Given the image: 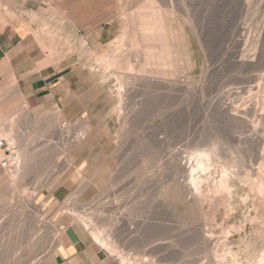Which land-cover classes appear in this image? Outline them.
Here are the masks:
<instances>
[{"label": "rangeland", "instance_id": "obj_1", "mask_svg": "<svg viewBox=\"0 0 264 264\" xmlns=\"http://www.w3.org/2000/svg\"><path fill=\"white\" fill-rule=\"evenodd\" d=\"M150 1L38 3L35 34L45 41L42 47L37 43L35 51L38 58L46 53L50 64L64 59L59 76L68 78L66 102H72V106L66 108L69 111L63 117L60 113L58 128L63 131L49 127L45 121L59 110L49 102L40 106L22 96L14 99L13 95L12 107L3 105L0 111V133L9 145L7 158L11 163L9 168L0 166V264H111L108 251L97 247L89 233L81 229V222L87 219L103 238L109 237V242L116 246L115 253L122 255L125 264L128 261L131 264H220L222 258L226 264L256 263L254 256L264 239V201L258 198L252 184L260 179L258 172L264 174V0H171L175 9L167 18L179 75L187 73L189 82L200 85L201 71L207 66L213 68L212 78L206 80L209 84L203 89L205 93L208 91L203 94L204 104L210 98H219L223 106L241 104L243 108L248 98L257 96L253 98L259 104L254 103L252 111L243 115L244 121L222 117L214 106L208 111L206 105L196 103L192 94H186L188 99L186 95L165 99L138 91L128 101L132 119L116 122L117 115L112 110L116 103L114 81L104 72L98 57L107 52L109 43L120 37L127 15L149 3L162 10V5H167L164 0ZM127 48L123 46L121 54L127 55ZM251 76H255L252 77L256 78L255 82ZM251 80L254 84L259 82L254 85ZM120 132L125 138L129 135L130 139L123 140L132 148L126 142L125 150L116 147ZM79 133L86 134L83 144L74 142ZM203 140L223 142L216 141L220 156L214 155L217 164L214 162L212 178L217 180L223 168L234 169L243 176L248 167H253L254 176L249 178L253 182L248 179L239 182L237 176L232 177L228 181L229 191L222 193L202 187V191H209L211 199L201 203L203 207L186 190H183L185 201L172 202L173 188L181 190L188 183V172L181 171L179 166L204 144L206 147L208 143ZM160 141L173 145L176 151L165 150ZM231 154L239 155L235 158ZM0 155H3L1 151ZM23 156L24 171L20 174L17 160H23ZM236 163H241L243 169ZM217 166L222 167L217 169ZM66 228L74 246L64 239L61 249L66 254L48 259L50 247L57 250L51 241L57 234H66ZM207 236L213 240L206 243Z\"/></svg>", "mask_w": 264, "mask_h": 264}, {"label": "bare ground", "instance_id": "obj_2", "mask_svg": "<svg viewBox=\"0 0 264 264\" xmlns=\"http://www.w3.org/2000/svg\"><path fill=\"white\" fill-rule=\"evenodd\" d=\"M49 2V0H47ZM150 1V0H149ZM155 1V0H154ZM167 2V5H162L164 7V10H162V8L160 7H155V6H151L149 4L151 3H147L148 5H145L147 7H144L142 9H139V10H136L135 12L127 15V17H125V20L127 21L126 23V27L125 29L123 30L122 34L120 35V37L114 41V43H109L108 44V49H107V52L103 51L101 57H98L100 58V61L102 62V67L104 69V72L107 73L108 75H110L112 77V80L114 81V95H115V98H116V103L113 107V112L116 113V117L118 119V121L116 122H120V123H125L126 121L132 119L133 117V113H132V110L130 108V106H128V101L130 99V97L134 96V94L138 91H142L148 95H157L161 98H176V97H184L186 94H192L191 96L194 95V98L196 99V103L198 102L199 105L203 103V99H204V95L207 94L208 91H206V93L203 91V89H205L206 84L208 85L209 84V81L206 82V80H210L212 77V70L210 69H207V66L205 68V70H202L201 71V82H200V85L199 83L198 84H193L191 82H189L187 80L188 78V75L187 73L184 75H179V72L178 70L176 69L175 67V62H174V58L176 57V50L174 48V46L172 45L171 41L169 40L170 36L168 31H167V18L169 16V14L175 9L173 4H172V1L171 0H164ZM144 2V0H143ZM147 2V0H146ZM152 2V0L150 1ZM203 3V2H202ZM54 4V3H53ZM143 4V3H142ZM206 4V3H205ZM144 5V4H143ZM153 5V4H152ZM142 6V5H141ZM125 7V6H124ZM122 8V7H121ZM123 10V9H121ZM185 14V13H184ZM122 15V14H121ZM198 16V15H197ZM193 17V16H192ZM172 18H173V15H172ZM183 18V17H182ZM185 18V16H184ZM183 18V19H184ZM188 18V17H187ZM186 18V21H188ZM123 19V18H122ZM174 19V18H173ZM172 19V20H173ZM177 19V18H176ZM185 20V19H184ZM185 21V22H186ZM190 21V20H189ZM193 21V20H191ZM184 22V21H183ZM123 23V22H122ZM175 24V23H174ZM191 24V23H190ZM200 24V23H199ZM195 26V25H194ZM191 28L193 26H190ZM192 30V29H191ZM176 31V30H175ZM178 33V31H177ZM179 35V34H178ZM176 35V36H178ZM239 35V34H238ZM196 36V35H195ZM240 36V35H239ZM37 37V36H36ZM39 37V36H38ZM198 38V37H197ZM37 39V38H36ZM42 38H39L38 39V43L40 44V46L42 47V42L41 40ZM198 40V39H197ZM200 40V39H199ZM239 40V38H238ZM180 42V40H178ZM123 46H126L129 48V52L127 55H123L121 54L120 52V49L123 47ZM199 47V46H198ZM127 48V49H128ZM200 49V48H199ZM45 50V49H44ZM204 50V49H203ZM126 51V50H125ZM101 53V51H100ZM98 55V54H97ZM230 55V54H229ZM212 58V57H211ZM222 58V57H221ZM225 58V57H224ZM203 60V59H202ZM99 61V60H98ZM204 62V61H203ZM207 62V61H206ZM225 62V61H224ZM238 62V61H237ZM240 62V61H239ZM177 63V62H176ZM99 65V64H98ZM229 65V64H228ZM233 65H235L233 63ZM248 65V64H247ZM246 65V66H247ZM250 65V64H249ZM100 66V65H99ZM217 66V65H216ZM254 66V65H252ZM230 67V66H229ZM242 67V66H241ZM251 67V66H250ZM185 68V67H184ZM219 69V67H218ZM217 69V70H218ZM237 69V68H236ZM94 70V69H93ZM220 70V69H219ZM235 70V69H234ZM180 71V69H179ZM183 71V70H181ZM184 71H186L184 69ZM102 72V71H101ZM182 73V72H181ZM185 73V72H184ZM189 73V72H188ZM237 73V72H236ZM231 74V73H230ZM253 75V74H252ZM231 76V75H230ZM259 75L256 76V78L258 77ZM179 77H183V81H181L182 79H179ZM236 77V76H235ZM252 77H255V76H251ZM109 78V77H108ZM221 78V77H220ZM247 78V77H246ZM256 78H252L253 81L255 82ZM200 79V78H199ZM219 79V78H218ZM222 79V78H221ZM259 79H262V77H259ZM258 80V79H257ZM112 81V82H113ZM220 81V80H219ZM252 81V80H251ZM250 81V82H251ZM253 81L251 82L252 84ZM234 82V81H233ZM259 82V81H258ZM257 82V83H258ZM111 83V82H110ZM256 83V84H257ZM103 84V83H102ZM232 84V83H231ZM254 84V85H256ZM211 85V84H210ZM253 85V87H254ZM259 85V84H258ZM248 86V85H247ZM260 86V85H259ZM113 87V86H112ZM250 87V85H249ZM210 88V86H209ZM214 88V87H213ZM242 88V87H241ZM207 89V88H206ZM219 89V88H218ZM232 89V88H231ZM238 89V88H237ZM240 89V88H239ZM252 89V88H251ZM255 89V88H253ZM261 89V87H260ZM216 90V89H215ZM220 90V89H219ZM222 90V89H221ZM233 90V89H232ZM111 91V90H110ZM230 91V90H229ZM251 91V90H250ZM253 91V90H252ZM260 91V90H259ZM141 92V93H142ZM197 92H199V97H198V94ZM255 92V91H254ZM139 93V92H138ZM205 93V94H204ZM204 94V95H203ZM227 94V93H226ZM256 94V92L254 93ZM113 95V96H114ZM144 95V94H143ZM252 95V94H250ZM139 96V95H138ZM187 96V95H186ZM153 96H151L152 98ZM206 97V96H205ZM211 97V96H210ZM215 97V96H214ZM255 97V96H253ZM248 98V100L246 101V107H243L241 108L240 105H237V106H234L233 105H229V106H223L222 105V101L221 99L219 100V98L217 99H211L208 100L204 105H206V109L209 111V108L212 106H214L213 108L215 110H217L218 112H220V114H223L220 115L222 117L224 116H227L229 119H232V120H235V121H244L243 120V115L246 114L248 112V110L250 111L251 110V107L252 105H258L259 102L258 100H254V98ZM257 97V96H256ZM255 97V99H257ZM150 98V96H149ZM185 98V97H184ZM187 99L190 98V97H186ZM208 99V97H207ZM260 99V98H259ZM151 100V99H150ZM228 100V99H227ZM137 101V100H136ZM147 101V100H145ZM153 101V100H151ZM206 101V100H205ZM235 101V100H234ZM133 102V101H132ZM131 101L130 103L133 104ZM141 102V101H140ZM139 102V103H140ZM150 102V101H149ZM184 102V101H183ZM224 102V100H223ZM258 102V103H256ZM144 103V102H143ZM244 103V102H243ZM130 104V105H131ZM150 104V103H148ZM231 104V103H230ZM2 105V103H1ZM134 105V104H133ZM136 105V104H135ZM143 105V104H142ZM154 105V104H153ZM157 105V104H156ZM264 105V104H263ZM140 107V104L138 105ZM180 106V105H179ZM196 106V105H195ZM1 107V106H0ZM194 107V106H193ZM202 107V106H201ZM211 107V108H212ZM255 107V106H254ZM264 107V106H263ZM136 108V107H135ZM180 108V107H179ZM187 108V106H186ZM196 108V107H195ZM204 108V107H203ZM139 109V108H137ZM148 109V108H147ZM261 109V108H260ZM146 110V109H145ZM149 110V109H148ZM195 110V109H194ZM214 110V112L216 113V111ZM256 109H254L255 111ZM262 110V109H261ZM143 111V110H142ZM188 111V110H187ZM186 111V112H187ZM212 111V110H211ZM252 111V110H251ZM257 111V110H256ZM137 113V111H136ZM188 113V112H187ZM251 113V112H250ZM249 113V114H250ZM193 114V113H192ZM219 114V113H218ZM256 114V113H255ZM136 115V114H135ZM247 116V115H245ZM262 116V114H261ZM135 117V116H134ZM170 117V116H169ZM245 118V117H244ZM256 118V117H255ZM251 119V118H250ZM152 120V119H151ZM45 121L47 122L48 126L49 127H52V128H55L57 129L59 126L58 123H60V111L59 110H56L54 111L53 113V117L50 118V119H45ZM164 121V120H163ZM229 122V121H228ZM132 123V122H131ZM134 123V122H133ZM226 123V122H225ZM46 124V125H47ZM61 124V123H60ZM232 124V123H231ZM239 124V123H238ZM130 125V124H128ZM127 125V126H128ZM132 125V124H131ZM152 125V124H151ZM219 125V124H218ZM224 125V124H223ZM227 125V124H226ZM245 125V124H244ZM123 126V125H122ZM126 126V127H127ZM150 126V125H149ZM239 126V125H238ZM48 127V128H49ZM125 127V126H124ZM123 127V129H124ZM250 127V126H249ZM47 128V126H46ZM219 128V127H218ZM241 128V127H240ZM247 128V126L245 127ZM244 128V129H245ZM60 131H63L62 128H58ZM128 129V128H127ZM157 129V128H156ZM160 129V128H159ZM227 129V128H226ZM234 129V128H233ZM242 129V128H241ZM126 130V129H125ZM124 130V131H125ZM146 130V129H145ZM151 130V129H150ZM237 130V129H236ZM58 131V130H57ZM55 131V132H57ZM152 131V130H151ZM223 131V130H222ZM243 131V130H242ZM252 131V130H251ZM54 132V131H53ZM71 132V131H70ZM144 132V131H143ZM147 132V131H146ZM237 132V131H235ZM252 132H255V131H252ZM59 133V132H58ZM84 133V132H83ZM83 133H80L81 134V137H78L77 140L74 139L75 143H84V141L86 140V134H83ZM128 133V132H127ZM125 133V134H127ZM145 133V132H144ZM68 134V133H67ZM121 134V135H120ZM157 134V132H156ZM222 134V133H221ZM229 134V132H228ZM120 135V138L117 140V143H116V147L118 149L122 148L125 146V142H124V138H125V135L123 136V133H119ZM123 136V138H122ZM127 136L129 135H126V138ZM151 136V135H150ZM238 136V135H237ZM253 136V135H251ZM261 136V135H260ZM223 137V136H221ZM220 137V138H221ZM228 137V136H227ZM231 137V136H230ZM262 137V136H261ZM125 138V139H126ZM160 138V137H159ZM162 138V137H161ZM130 139V138H127V140ZM156 139V138H155ZM219 139V137H218ZM223 139V138H222ZM221 139V140H222ZM239 139V137H238ZM114 140H115V137H114ZM158 140V138H157ZM166 140V139H165ZM220 140V139H219ZM219 140H216L218 141L220 144H222L223 140L220 142ZM73 141V140H72ZM204 141V140H203ZM215 141V140H214ZM212 142L210 141V143L207 141V143L204 141V143H206V147L205 144H204V148L202 147L200 149V151L197 149L199 152H197V150L195 152H197L195 154L194 152V156H192L190 154V157L186 158L184 160V163H181L180 164V169L181 171H184V172H188L187 176L188 177V183L185 184V188L183 189H177L176 188L174 189L173 188V191L170 193V198L172 200V202H183L185 201V196L183 195V190H186L188 193V196H192L193 197V200L196 199V201H198L200 204L205 202L206 200H211L210 199V195L209 194V189H212L211 191L215 192V193H218L219 191L222 193L224 191H229L230 187H229V182L228 181H231L230 178L232 177H238L236 178L239 179V182L241 181H246L247 179L249 180L250 176L253 175L251 172L255 169H253V167H248L249 170L245 171V174H243V176H239V174L237 173L236 170L234 169H229L228 165H227V168H223L221 169L220 166H217V169L220 167V170L221 173L219 172V177L217 180H215L216 178H212L211 177V174L214 172H212V169L213 168V165H214V162L216 161V159H214V155L216 153H218L216 150L217 145L216 144L218 142ZM264 141V139H263ZM161 142V141H160ZM199 142V141H197ZM201 142V140H200ZM229 142V140H228ZM76 143V144H77ZM128 143V142H126ZM157 143V142H155ZM203 144V142H201ZM227 143V142H225ZM239 143V142H238ZM257 143V142H256ZM114 144V143H113ZM159 144V143H158ZM195 144V143H194ZM124 145V146H123ZM127 147L129 145L126 144ZM160 145H163V147L165 148V150H170L172 148H174V146L172 145H166L164 143L161 142ZM197 145V144H195ZM237 145V144H236ZM146 146V145H144ZM149 146V145H148ZM198 146V145H197ZM225 146V145H224ZM250 146V145H249ZM126 147V146H125ZM125 147L122 148L123 150H125ZM131 147V146H130ZM128 147V148H130ZM220 147V146H218ZM227 147V146H226ZM239 147V146H238ZM132 148V147H131ZM145 148V147H144ZM146 148H149L146 146ZM155 147L153 146V149ZM158 148V147H156ZM244 148V147H243ZM116 149V148H115ZM152 149V148H151ZM162 149V148H161ZM178 149V148H177ZM219 149V148H217ZM242 149V148H240ZM121 150V149H120ZM119 150V151H120ZM155 150V149H154ZM157 150V149H156ZM160 150V148L158 149ZM175 150V148H174ZM174 150H172L174 152ZM237 150V149H236ZM251 150V149H250ZM259 150V149H258ZM164 151V150H163ZM176 151V150H175ZM240 151V150H239ZM253 151V150H252ZM162 152V151H161ZM167 152V151H166ZM171 153V152H170ZM240 153V152H239ZM219 154V153H218ZM216 154V155H218ZM233 154V153H232ZM231 154V155H232ZM252 154V152L250 153ZM235 155V153H234ZM232 155L233 157H238L239 154H236V156ZM220 156V154H219ZM218 156V157H219ZM231 156V157H232ZM171 157V156H170ZM216 156V158H218ZM250 157V156H249ZM173 158V157H172ZM171 159V158H170ZM238 159V158H237ZM250 159V158H249ZM215 160V161H214ZM219 160V159H218ZM217 160V161H218ZM234 160V159H233ZM239 162H240V159H238ZM242 160H243V157H242ZM20 161H23V165L22 163L20 164ZM17 160V164L19 163V165L15 164L18 166L17 169L21 168L19 171H20V174L22 171H24V156H23V160L20 159ZM27 161V160H26ZM183 161V160H182ZM236 161V160H235ZM220 162V161H219ZM231 162V161H230ZM256 162V161H255ZM175 163H177V161H175ZM216 163V162H215ZM178 164V163H177ZM217 164V163H216ZM236 164H239V167H241V163H236ZM226 165V164H225ZM216 166V165H215ZM231 168H232V164L230 165ZM234 166V164H233ZM236 166V165H235ZM234 166V167H235ZM238 166V165H237ZM244 166V165H243ZM246 166V165H245ZM244 166V167H245ZM252 166V165H251ZM224 167V166H223ZM216 168V167H215ZM242 168V167H241ZM246 168V167H245ZM244 168V170H245ZM238 169V168H237ZM243 169V168H242ZM247 169V168H246ZM263 169V168H262ZM12 170V169H11ZM18 171V170H16ZM18 171V172H19ZM261 171V169H260ZM257 172V171H256ZM262 172V171H261ZM261 172H258V174L260 175V179L254 183H252L254 185V189L256 190V193L259 194L258 198H263V201H264V174L261 175ZM240 173V171H239ZM215 175H216V172H215ZM214 175V176H215ZM241 175V174H240ZM254 176V175H253ZM256 176V175H255ZM254 178V177H253ZM230 179V180H229ZM251 180V179H250ZM249 180V181H250ZM253 180V179H252ZM251 180V181H252ZM256 180V179H255ZM85 182V181H84ZM237 182V181H236ZM238 182V184H239ZM247 182V181H246ZM253 182V181H252ZM86 183V182H85ZM251 183V182H250ZM89 184V183H88ZM80 186H83V183L80 185ZM87 187V185H84ZM202 187H204L205 189L209 190L208 192H204V190L202 191ZM249 187V186H248ZM82 188V187H81ZM85 188V187H84ZM180 188V187H179ZM83 190V189H82ZM171 190V189H170ZM249 190V189H248ZM79 191V190H78ZM85 191V190H84ZM12 192V191H11ZM81 191H79L80 193ZM250 192V191H249ZM251 193V192H250ZM186 194V192H185ZM211 194V193H210ZM255 194V193H254ZM257 194V195H258ZM213 194H211L212 196ZM247 195V193H246ZM215 196V195H213ZM244 196V195H243ZM242 196V197H243ZM249 196V195H248ZM251 196V195H250ZM255 196V195H253ZM190 197V198H192ZM256 197V196H255ZM169 198V199H170ZM188 198V197H187ZM212 198V197H211ZM252 198V197H251ZM243 199V198H242ZM254 199V198H253ZM247 200V198H246ZM245 200V201H246ZM252 200V199H251ZM195 201V202H196ZM227 201V199H226ZM247 202V201H246ZM248 203V202H247ZM250 203V202H249ZM257 203V202H256ZM207 204V203H206ZM224 204V203H222ZM230 204V203H229ZM203 204L199 205V206H202ZM233 206V205H232ZM247 206V205H246ZM251 206V204H250ZM249 206V207H250ZM264 206V204H263ZM203 207V206H202ZM261 207V205L259 206ZM176 208V207H175ZM208 208V207H207ZM258 208V207H257ZM196 209V208H195ZM211 209V208H210ZM251 209V208H250ZM249 210V209H248ZM255 211V210H254ZM183 212V211H182ZM199 213V212H198ZM251 213V212H250ZM256 213V212H255ZM204 214V213H203ZM254 214V213H253ZM252 215V214H251ZM256 215V214H255ZM192 217V216H191ZM198 218V217H197ZM249 218V217H248ZM247 218V219H248ZM253 218V217H252ZM251 218V220H252ZM191 219V218H190ZM188 219V220H190ZM264 219V218H263ZM80 220V219H79ZM196 219H194L195 221ZM249 220V219H248ZM254 220H255V217H254ZM258 220V219H257ZM256 220V221H257ZM205 221V220H204ZM243 221V220H242ZM80 222V221H79ZM91 221L90 219H87L85 222H81V229L83 231H86L89 233L90 237L92 238V241L95 245H97V247L99 248H103L104 250L106 249L108 256L110 257V261L114 264H125L124 263V258L122 257V255H118L115 253V247L109 242V237H106V238H103L101 236L102 233H100V231L98 229H93V227L91 228L90 225H91ZM206 224V223H205ZM50 225V224H49ZM79 225V226H80ZM264 226V224H263ZM52 227V226H51ZM194 228V227H193ZM264 228V227H263ZM206 229V228H205ZM204 229V230H205ZM210 229V228H209ZM232 229V228H231ZM239 229V228H238ZM111 230V229H110ZM114 230V229H113ZM119 230V229H118ZM208 230V229H207ZM206 230V232H207ZM234 230V229H232ZM211 231V230H210ZM235 231V230H234ZM213 232V231H212ZM210 233V232H209ZM258 233V232H257ZM81 234V233H80ZM208 234V233H207ZM203 235V234H202ZM206 235V234H205ZM109 236V234L107 235ZM212 236V234L210 235ZM218 236V235H217ZM256 236V235H255ZM215 237V236H214ZM43 238V236H42ZM220 239V237H218ZM216 238V239H218ZM222 238V237H221ZM261 238V237H260ZM45 239V238H44ZM66 240L67 241V237H66V234H63V235H60V234H57V236L55 238H53V240L51 241V245L53 247H57V250L54 251V249L52 247L51 248V251L49 252V257L48 259H54L55 256L59 253H65L66 254V251L62 248V243H63V240ZM204 239V238H203ZM218 239V241H220ZM224 239V238H223ZM222 239V240H223ZM252 239V238H251ZM259 239V237H258ZM118 240V239H117ZM116 240V241H117ZM196 240V239H195ZM212 239V237H205V242L208 243L210 242ZM261 240V239H260ZM46 241V240H45ZM111 241V240H110ZM215 241V240H214ZM212 241V242H214ZM254 242V241H253ZM259 242V241H258ZM42 243V241H41ZM257 243V242H256ZM263 243V245H262ZM262 243L260 245H262V247H264V239L262 237ZM114 244V243H113ZM220 244V243H218ZM224 244V243H223ZM258 244V243H257ZM1 245V244H0ZM213 245V244H212ZM2 246V245H1ZM38 246V245H37ZM74 246V245H73ZM205 246V245H204ZM259 246V244H258ZM44 247V246H43ZM47 247V246H46ZM260 247V249L255 253V264H264V249ZM6 248V247H5ZM32 247H30L31 249ZM39 248V246H38ZM47 251H49V249ZM77 248V247H76ZM173 248V247H172ZM209 248V247H208ZM230 248V247H229ZM2 249V248H1ZM33 249V248H32ZM37 249V247H36ZM41 249V248H40ZM47 249V248H46ZM212 249V248H211ZM222 249V248H221ZM27 250V249H26ZM38 250V249H37ZM166 250V248H165ZM202 250V249H201ZM204 250V249H203ZM228 250V249H227ZM226 250V251H227ZM231 250V249H230ZM229 250V251H230ZM28 251V250H27ZM30 251V250H29ZM46 251V253H47ZM54 251V252H53ZM78 251V250H77ZM213 251V250H212ZM6 252V251H5ZM221 252V251H220ZM225 252V251H224ZM232 252V251H231ZM230 253V252H229ZM214 254V253H213ZM213 254H210L213 256ZM237 254V253H236ZM208 255V254H206ZM233 255V254H232ZM215 256V254H214ZM213 256V258H214ZM234 256H235V252H234ZM245 256V255H244ZM219 257V256H217ZM223 257V256H222ZM221 257V258H222ZM216 258V256H215ZM229 258V257H228ZM234 258V257H233ZM47 258L45 257V260ZM47 259V260H48ZM58 259V257H57ZM168 259V258H167ZM46 260V261H47ZM56 260V259H55ZM106 260V259H105ZM214 260V259H213ZM227 260V258H226ZM244 260V259H243ZM250 260V259H249ZM166 261V260H165ZM174 261V260H173ZM231 261V260H230ZM238 261V260H237ZM57 262V261H56ZM109 262V261H107ZM232 262V261H231ZM250 262V261H249ZM34 263V262H33ZM102 263V262H101ZM111 263V264H112ZM168 263V262H167ZM220 264H226L224 259L222 258L219 262ZM233 263V262H232ZM236 263V262H235ZM127 264V262H126ZM128 264H131L130 261H128ZM242 264V262H241ZM246 264V263H244ZM252 264V263H251Z\"/></svg>", "mask_w": 264, "mask_h": 264}, {"label": "crops", "instance_id": "obj_3", "mask_svg": "<svg viewBox=\"0 0 264 264\" xmlns=\"http://www.w3.org/2000/svg\"><path fill=\"white\" fill-rule=\"evenodd\" d=\"M38 3L43 4L44 0H0V111L3 105L12 107L10 100L14 95V99L22 96L28 98L29 103L40 106L48 102L54 104L63 117L66 110L69 111L66 108L72 106V102H66L69 81L63 74L59 76L60 69L63 72L60 65L64 59L54 65L48 62L46 53L41 54V58L36 54ZM66 237L70 245H74L67 228Z\"/></svg>", "mask_w": 264, "mask_h": 264}, {"label": "built area", "instance_id": "obj_4", "mask_svg": "<svg viewBox=\"0 0 264 264\" xmlns=\"http://www.w3.org/2000/svg\"><path fill=\"white\" fill-rule=\"evenodd\" d=\"M79 135L81 137L80 133ZM0 151L3 154L2 157L0 155V166L2 168H9L11 166V163H9V159L7 158L10 154L9 145L1 133H0Z\"/></svg>", "mask_w": 264, "mask_h": 264}]
</instances>
